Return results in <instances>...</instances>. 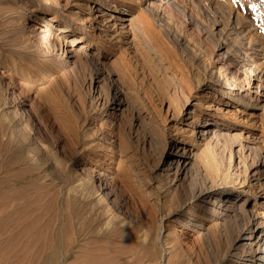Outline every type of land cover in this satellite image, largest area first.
<instances>
[{
	"label": "rangeland",
	"instance_id": "1",
	"mask_svg": "<svg viewBox=\"0 0 264 264\" xmlns=\"http://www.w3.org/2000/svg\"><path fill=\"white\" fill-rule=\"evenodd\" d=\"M42 1L0 0V264H230L225 240L235 233L233 220L216 223L200 209L209 194L192 191L208 176V190L240 193L247 209L264 216V164L254 175L249 163L250 147L264 154V97L253 88L232 89L228 74L216 71L221 50L214 49L217 41L235 43L249 56L242 53L237 63L232 52L231 66L251 69V80L264 85V2L179 0L151 9L145 0H115L145 31L134 48L107 58L110 77L131 104L111 125V108L102 104L111 78L90 84L99 38L76 70L59 69L36 45L48 9ZM77 1L69 7L78 9ZM56 10L66 19V9ZM36 67L38 79L27 81ZM183 128L186 139L200 143L211 128L215 149L197 142L199 170L176 187L166 175V153ZM228 129L232 146L222 137ZM186 211V225L175 228L173 218ZM198 221L205 228L194 229ZM102 224L109 228L102 232Z\"/></svg>",
	"mask_w": 264,
	"mask_h": 264
},
{
	"label": "bare ground",
	"instance_id": "2",
	"mask_svg": "<svg viewBox=\"0 0 264 264\" xmlns=\"http://www.w3.org/2000/svg\"><path fill=\"white\" fill-rule=\"evenodd\" d=\"M87 1L86 2H83V0L77 1L76 4H74V6H76V8L78 9H75V7L73 8L69 7L68 3H70V0H62V3L61 1H56V0L42 1V3L46 5L48 9L46 10V12L41 13L43 24L41 27L38 28L36 32V38L38 39L36 45L42 51V53L57 59L56 66L59 69H63L64 71H70L71 69H73L74 71L76 70V68H78L77 65L80 56L84 55L87 57L91 55L88 52V49L89 47H91L93 39L95 37H98L99 39L94 41L96 50L94 53H92V57H91L92 60L94 61V65L93 68L91 69V72L94 73V76L90 78V84H92L93 86L94 84H97V86L99 87V83L101 82L103 83L104 78L106 80L112 75L111 73H114L112 72L113 68L111 69L107 65V58L111 55V53H113L112 51L120 50L121 52V49L124 48L126 49L127 47L134 48L135 43L137 42L138 34L144 32L145 30L142 31L144 28H142L140 25L133 23L132 17H128L126 14L127 12L124 11L123 7L119 3L117 4L115 0L112 1L111 3L110 2L104 3L102 2V0H90L94 2L93 6L90 5V3H88ZM145 1L147 2L146 7L151 9H153L154 7H161V8L172 7V6L175 7V5L173 4L176 5L180 4L179 0H145ZM58 5L59 7L66 9V12L61 11V13H64L66 16V19L64 20L58 18L59 12L56 10V7ZM114 10L118 12L116 15H113L112 13ZM94 11H99L100 13L94 14ZM111 18L116 21H114L113 23H109ZM69 19L76 20L74 25H77L79 29L76 30L74 28H71V25L73 24H71V22L70 23L68 22ZM95 21L96 24L93 23ZM229 21L230 19H228V22ZM233 22H234V26L237 27V25L239 24V20L237 19V17H235ZM115 27L120 28L119 31H117ZM242 30H239L238 34H240ZM217 31L219 37L225 34V31L222 28H219ZM219 42L220 41H217L214 46V49L221 50L220 51L221 57L216 59L218 64L216 71L218 75H220L222 71L223 73L225 72V75L228 74V76L230 77L229 80L233 85L232 89L241 90L243 89V86H245L246 89L248 90L250 88H253L252 91H254L256 95L259 94L260 96L264 97L263 83L261 81L253 82L251 80V73L253 71L251 72L250 69L246 72V69L244 68L242 69L243 71L237 67L234 68L233 66H231L230 61H228L230 56L232 55V52H234L237 56V60H236L237 63L243 61L240 60L242 53L245 58L249 56V55L247 56L248 53L244 51H240L238 48H236L235 43L230 44L229 41L223 43H219ZM252 44L254 43L252 42ZM248 45H251V40L248 42ZM61 50H63V57L59 58V51ZM64 55L66 58L65 61H63ZM243 56L242 59H244ZM67 66L69 67V69ZM104 68L108 69L107 71L105 70L106 76L103 75ZM34 70L36 72H27L25 76L27 81H35L36 79H38L39 77L38 72L40 73V69L39 67H36ZM259 77L260 76L258 75V80L260 79ZM109 81L110 84L107 86L108 92H106L108 93V95L105 101H102V104L106 102L108 103V106H110L111 109L108 112V117L106 116V119L111 123V125H114L115 123H117L116 120H118L121 116H123L122 115L123 112L127 108H129L131 104L129 103L128 97L125 96V92H124L125 89L123 90L121 87L117 86L116 84L117 78H111L109 79ZM100 90H101V86H100ZM216 108H219L217 104L214 105V109ZM135 118L138 120V122L141 120L139 116H136ZM183 129H184L183 132L181 131V133H183V137L179 139L178 142L172 140L171 141L172 151L166 153V156L170 158L166 166V175H168V177L171 176L170 177L171 183L175 184L176 187L187 181L189 182L191 180V174L195 170H199L195 161L196 153L194 152V149H197L196 146H198L200 142L197 141L199 142L197 143L195 140L193 142L190 139H186L187 133L185 128ZM210 133H212L211 128L208 130L204 128L202 133H200L199 135V137H201L199 140L203 142L200 144L203 145L202 149L204 150L215 149L214 148L215 143L213 144L211 142ZM234 134L235 133L230 132V129L224 131V135L222 134V137L224 136V139H226L228 143H230V146L234 144L235 141ZM107 142L110 143V139L107 140ZM250 148L255 150V156L254 158H251V161L249 162L252 164L251 167L254 168L256 167V169L252 174L260 175L261 171H258L257 165H260L261 163L264 164V154L260 152V149L257 146L256 147L252 146ZM102 149H107V144ZM207 178L205 177L201 181L200 186L196 185L197 187L193 188L194 190L192 191V194L193 196L194 195L199 196L204 192L209 194V196L204 198L203 200L204 202L200 204V209L203 210L204 212L207 211L208 213H210V215L212 214L213 217H215L216 223L220 222L219 218L222 219L228 218L233 220L231 222L234 223L235 233L231 237L230 236L228 237L231 238V242L229 241L228 243L227 241L228 238L227 240H225V242L227 243L226 248L229 250L231 256L230 264H264L263 214L262 215L259 214L258 211H256V208L247 209L246 206L248 204V200L246 196H240L241 195L240 193L234 194V196L229 197L228 194L223 195L224 193L222 192L208 190L209 187L206 185L208 182ZM211 184L212 183H210V185ZM194 210L195 209H192V211ZM186 213L188 212L187 211L179 212L173 218L174 223L172 225L175 228L179 225H183V224L186 225L184 221L186 219L185 217ZM201 216L204 217L202 219L203 221L209 219L208 217H205L206 214L204 213L201 214ZM203 221L194 222L193 223L195 227L194 229L201 230V228L203 227L205 228L204 224L202 223ZM105 224L101 225L102 232L107 228H109V226ZM109 231H110V235H115L113 233L114 231L113 225L112 228L109 229ZM226 232L229 233L228 230ZM118 234L119 232H117L116 235ZM240 260H242V262Z\"/></svg>",
	"mask_w": 264,
	"mask_h": 264
},
{
	"label": "snow or ice",
	"instance_id": "3",
	"mask_svg": "<svg viewBox=\"0 0 264 264\" xmlns=\"http://www.w3.org/2000/svg\"><path fill=\"white\" fill-rule=\"evenodd\" d=\"M262 2H264V0H262Z\"/></svg>",
	"mask_w": 264,
	"mask_h": 264
}]
</instances>
